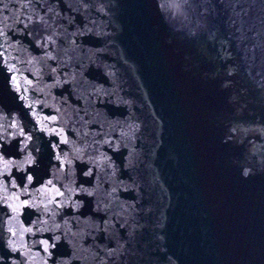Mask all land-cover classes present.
<instances>
[{"label":"water","instance_id":"obj_1","mask_svg":"<svg viewBox=\"0 0 264 264\" xmlns=\"http://www.w3.org/2000/svg\"><path fill=\"white\" fill-rule=\"evenodd\" d=\"M0 32V125L41 149L0 264H264V0H0Z\"/></svg>","mask_w":264,"mask_h":264},{"label":"snow or ice","instance_id":"obj_2","mask_svg":"<svg viewBox=\"0 0 264 264\" xmlns=\"http://www.w3.org/2000/svg\"><path fill=\"white\" fill-rule=\"evenodd\" d=\"M0 35L5 34L0 32ZM48 39L51 40V37H49ZM51 58L55 59V57ZM3 63L6 71L8 73H12L10 77V83L13 87V90L16 93H19L22 89V84L20 79H18V74L15 65H10L7 60H4ZM25 79L27 84H33L32 80H28L27 78ZM19 99L27 101V97L25 96H20ZM25 106L29 109L32 108V105L30 103H26ZM31 115L34 119H36V123L40 125V131L45 132L51 136L60 137V143L62 144L69 143V140L67 139L63 128H49L44 124V121H56L58 119L57 116L43 117V119H40L37 117V113L34 111L31 112ZM0 127L3 128V133L0 134V190H2L4 193H8L9 187H11L12 189H19V194L13 191L10 195H4L0 197V199L3 200V203L12 213V215L8 216V222L11 225V221H19V216L23 214L26 208L39 207V205L34 203L31 199H21V195L28 193L29 186L37 180V177L32 174V171H30V169L33 166L39 167L38 156L41 153V149L31 147V143L34 138L30 133L26 132L22 120L13 119L11 123H9L6 127L3 125H0ZM12 141H16V154H19L21 156L19 160L15 159L13 153L9 151V149L12 147ZM50 147L52 149H56L58 145L55 143H51ZM34 153L36 154L34 155ZM55 158L57 160H62V157L59 154H57ZM67 162L71 163V161ZM13 168H15L17 171L24 173L19 177V180H17V178L13 175ZM91 174V171L84 173V175L86 176ZM48 185H52L51 179L42 183L41 189L38 190L46 189ZM80 190L87 192V189ZM55 192L57 196L64 195V193L60 192L59 189H55ZM88 194L91 195L92 193L89 192ZM44 230L45 229L42 228L37 229V231ZM7 231L11 233L12 236L17 235V231L13 226H9L7 228ZM25 232H33V228H23L20 234L23 235ZM54 239L59 240L60 237L57 236ZM38 243L43 245V251L48 257L53 256V252L50 251V249L56 248L55 243H50L49 240H40L38 241ZM8 246L12 249V251H16L18 247H26L25 245H17L11 239L8 241ZM25 255L27 256L28 253L26 252ZM3 260L4 257L0 256V262H2ZM13 264H16V262L13 261ZM44 264H47V260L44 261ZM56 264H65V262L57 261Z\"/></svg>","mask_w":264,"mask_h":264}]
</instances>
